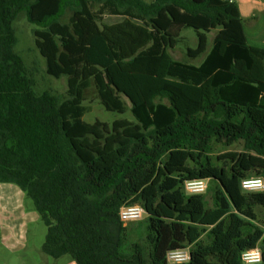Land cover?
Segmentation results:
<instances>
[{"label":"trees","instance_id":"trees-1","mask_svg":"<svg viewBox=\"0 0 264 264\" xmlns=\"http://www.w3.org/2000/svg\"><path fill=\"white\" fill-rule=\"evenodd\" d=\"M19 15L46 75L66 78L65 100L35 90L16 51ZM185 29L199 66L169 55ZM94 100L131 120L86 122ZM253 177L264 179V48L248 43L233 1L0 0V183L31 201L44 255L168 264L188 248V264H245L258 248L264 264V191L241 188ZM192 180L214 183L211 207L184 192ZM132 205L147 218L146 256L122 250L119 211Z\"/></svg>","mask_w":264,"mask_h":264},{"label":"rangeland","instance_id":"rangeland-1","mask_svg":"<svg viewBox=\"0 0 264 264\" xmlns=\"http://www.w3.org/2000/svg\"><path fill=\"white\" fill-rule=\"evenodd\" d=\"M148 1V0H147ZM256 19L252 20L255 24V21H261L264 19V14L255 11L254 12ZM246 28V32L248 29V26H243ZM254 27L252 25L250 28ZM256 27V26H255ZM14 28L16 31V35L18 38V42L16 45V51L22 56V58L25 61V65L31 75V78L34 83V88L38 93L41 92H50L54 95H56L61 101L66 99V78L61 77L60 79L56 80L54 78H51L46 75L45 73V62L44 59L41 58L39 55V52L35 46L34 43V37H33V26L28 24L25 17L23 15H19L14 23ZM248 33V32H247ZM215 35V32H212L208 35L209 38V45L210 47L211 39ZM197 44V37L196 34L192 29H185L181 32L180 37L177 40V44L175 48L171 51H169V55L176 61H182L187 62L189 64L199 66L203 62V58L191 60L186 57V50L188 48H194ZM90 107V113H88L84 120L88 123H93L95 120L105 122V123H111L113 120L117 118H124L131 120V116L129 113H126L125 116L108 113L103 110V108L99 105V103L94 100L89 103ZM241 151V144H235L231 147H222L217 146L214 151V161L215 157L222 155L226 152H240ZM216 163V162H215ZM214 183H209V187H213ZM15 186V185H14ZM213 195V191L207 190L205 193L206 196V204L207 207L212 206V200L211 197ZM30 202V201H29ZM31 203V202H30ZM256 212L259 215L260 221L264 222V210L262 209H256ZM41 233L39 232V235L35 238L34 245L37 247L34 252L31 251V257L35 260L36 264H70L72 263V260L69 256H64L59 259H53L48 256H44L40 251V245L44 241V237L46 234V227L43 223H41ZM126 227V239L123 244V252L126 254H130L132 252V247L134 245H139L141 250L143 251L144 255H147V243H146V236H147V218L146 215H143L141 219L137 221L129 222L128 224L124 225ZM43 239V240H42ZM33 240L31 239V242ZM41 241V242H40ZM33 247V246H31ZM7 257V255H6ZM4 258L3 260L6 261L7 258ZM58 260V261H56ZM1 264L2 261L0 262ZM9 264V262L7 263Z\"/></svg>","mask_w":264,"mask_h":264},{"label":"crops","instance_id":"crops-1","mask_svg":"<svg viewBox=\"0 0 264 264\" xmlns=\"http://www.w3.org/2000/svg\"><path fill=\"white\" fill-rule=\"evenodd\" d=\"M150 1L152 0L147 2ZM232 1L238 7L243 26H248V33L244 27L248 43L254 47L264 48V19L255 21V24L252 21L256 19L255 11L264 14V0ZM252 25L254 27L250 28ZM29 201L18 186L0 183V262L2 261L3 264L8 262L9 264H36L31 257V251L37 250L34 242L42 231L40 226L42 222ZM6 255L8 259L4 261Z\"/></svg>","mask_w":264,"mask_h":264},{"label":"built area","instance_id":"built-area-1","mask_svg":"<svg viewBox=\"0 0 264 264\" xmlns=\"http://www.w3.org/2000/svg\"><path fill=\"white\" fill-rule=\"evenodd\" d=\"M232 2V0H229ZM261 180L262 184L260 186L250 185L248 187L244 186V181ZM208 188L207 180H192L187 181L183 190L187 195H201L205 194ZM241 188L244 192H262L264 191V179L260 177H253L248 179H243L241 181ZM145 214L144 209L140 205H132L128 207H122L119 211V220L122 224L126 225L129 222L137 221L142 218ZM259 253V259H256L255 253ZM242 260L245 264H258L261 260L260 251L258 248L245 252L242 254ZM166 261L168 264H188L190 261V251L188 248L177 249L169 251L166 255Z\"/></svg>","mask_w":264,"mask_h":264},{"label":"clouds","instance_id":"clouds-1","mask_svg":"<svg viewBox=\"0 0 264 264\" xmlns=\"http://www.w3.org/2000/svg\"><path fill=\"white\" fill-rule=\"evenodd\" d=\"M262 184V181L257 179V180H253V181H244V186L248 187L250 185H256V186H260ZM256 259H259V253H255Z\"/></svg>","mask_w":264,"mask_h":264}]
</instances>
